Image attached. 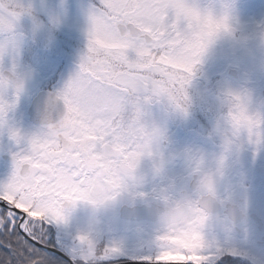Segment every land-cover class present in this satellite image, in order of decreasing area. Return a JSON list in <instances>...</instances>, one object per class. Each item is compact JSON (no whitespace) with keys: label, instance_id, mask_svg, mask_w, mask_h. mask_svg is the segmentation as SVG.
<instances>
[{"label":"snow or ice","instance_id":"obj_1","mask_svg":"<svg viewBox=\"0 0 264 264\" xmlns=\"http://www.w3.org/2000/svg\"><path fill=\"white\" fill-rule=\"evenodd\" d=\"M29 11L0 0V38L7 37L0 42V61L12 57L13 73L16 26ZM222 31H230L226 16H202L187 0H95L87 10L86 51L56 92L62 102L60 118L48 119L29 136L7 127L20 147L12 153L11 175L0 182V248L8 253L0 264H49V254H56L42 230L60 223L58 208L64 199L88 194L90 161L101 145L112 153L108 183L114 191L125 187V178L143 157L153 155V141L161 135L149 125L150 106L164 104L186 114L187 85L206 47ZM6 89L13 90L12 99ZM21 90L18 78L0 74V131ZM227 95L232 134L264 144V116L249 114L243 96ZM193 171L199 172V165ZM200 183L202 191L213 193L209 175ZM165 200L180 214L183 239L172 226L157 237V250L140 258L149 264H205L216 251L200 235L206 207L198 200ZM119 251L108 246L105 256Z\"/></svg>","mask_w":264,"mask_h":264},{"label":"rangeland","instance_id":"obj_2","mask_svg":"<svg viewBox=\"0 0 264 264\" xmlns=\"http://www.w3.org/2000/svg\"><path fill=\"white\" fill-rule=\"evenodd\" d=\"M11 3L30 7V11L23 14L18 21V31H22L24 34L20 52L23 64L34 67L38 76H44L41 66H53L58 71L50 80L52 82H49V86H54L59 90L63 78L58 73L61 70L62 73L69 70V75L73 74L78 68L80 56L86 51L87 10L95 3V0H11ZM234 7L236 25L232 38H221L211 44L191 76L186 88L188 97L186 114L176 112L164 104L150 106L156 114L160 113L159 123L163 124L166 129V139L163 141L164 159L168 163L170 162V165L173 163L174 168L175 164L178 165L176 167L182 171L181 174L177 173L178 177L176 178L185 177L183 179H186V169L182 156H175V153L182 152L185 148H199L205 152L204 147L207 149L206 153H213V150L209 148V139L203 136V130L207 126H213L212 119L218 115L215 106L207 105V103L217 102L216 90L220 92L226 82L234 85L243 84L251 90L252 110L253 102L259 105L264 103L262 94L264 91V70H261L255 62L251 43L245 45L239 39L251 37L264 29V0H235ZM54 16L58 17V23H53ZM9 60L11 59L8 56L3 58L4 67L10 66L11 61ZM230 69H237L238 76H233ZM207 93H212L215 101L210 97L209 101ZM7 98L12 99L13 95H9ZM16 104L18 106L23 103L18 100ZM20 123L16 124L17 127ZM246 145L244 144V146ZM244 146L240 151L244 152ZM244 155L246 157H243ZM144 159L153 162L151 161L153 158L145 157ZM259 165L262 164L254 165L253 154L244 152L238 153L232 158L231 168H240L239 173L242 177L254 178L260 176L259 168H257ZM151 166L149 165V168ZM147 176L151 175L146 172ZM160 178L164 180L162 182L174 181L173 174L167 173L165 169L160 173ZM243 186L246 188L247 202H253L251 196L248 195L249 186L245 184ZM117 216L119 217V215ZM112 224V235L116 239L112 238L110 245L122 247L123 240L134 239L135 236H132L135 228L123 231L119 225L121 223L116 220L115 215L112 217ZM60 229L69 237H73L69 229L59 224L57 230ZM106 244L108 245V243ZM115 259L107 255L92 264L98 262V264H109ZM78 261L83 264L82 261ZM118 264H121V261Z\"/></svg>","mask_w":264,"mask_h":264},{"label":"clouds","instance_id":"obj_3","mask_svg":"<svg viewBox=\"0 0 264 264\" xmlns=\"http://www.w3.org/2000/svg\"><path fill=\"white\" fill-rule=\"evenodd\" d=\"M234 5L235 0H187V6L193 8L202 16H211L213 18L226 16L230 25V31H222L217 34L208 44L202 56L209 46L218 39L232 38L236 25ZM52 19L53 23L59 22L58 17L54 16ZM16 32L18 33V41L15 56V73L12 72L13 59L8 56L11 59V64L8 67H4L3 60L0 61V74L9 79L18 78L22 84V92L30 70H17L24 34L22 31H18V25L16 26ZM4 39H7V37L0 38V42ZM239 39L245 45L251 43L254 49L252 54L255 62L261 70H264V29L256 32L251 37ZM8 90H5V94H7ZM229 91L246 99V107L249 114H261L251 109L252 93L249 88L243 84L234 85L230 82L224 84L220 89L218 99L222 105L226 106L227 111L220 112L215 117L212 127V134L219 137L220 140L219 150L213 153H205L199 148H185L182 152L175 153V156H182L184 160L187 186L179 190L175 195L166 188H160L158 191L153 190L154 199L158 200L162 205L157 210V230L160 234L166 233L172 226H175L178 237L183 239L184 230L181 227L180 214L178 212L173 213L175 205L166 201L165 196L169 197L170 201L187 202L198 200L206 207L208 215L205 222L200 226V235L203 242L211 247H215L218 240L213 233L206 231L210 225L215 224L227 231L234 227L238 220H243L244 218L247 196L246 193L238 194L233 187L230 179L232 158L238 155L246 141L254 146L258 145L249 142L246 137L240 138L232 134V125L228 119L231 107L227 95ZM56 103L55 94L49 98L48 104L54 107ZM47 120L48 117L46 116L45 122ZM149 125L161 130V135L153 141V155L147 156L155 158L152 170L153 174L157 175L163 171L165 165L163 141L166 139V129L163 124L151 119L149 120ZM111 156L112 153L107 146L101 145L93 153V158L90 161L91 183L87 187L88 194L80 198H66L58 208L59 224L71 231L75 240L72 252L83 264H92L95 260L105 256L108 247L105 241L108 234L113 230L112 215L120 205L125 203V198L134 200L137 196L147 195L136 190L138 184L142 183V178L137 173L139 164L134 172L125 178V187L119 191H114L111 188L106 176ZM197 165H199V172L193 171ZM205 175H209L212 179L213 193L211 194L201 190L200 182Z\"/></svg>","mask_w":264,"mask_h":264},{"label":"flooded vegetation","instance_id":"obj_4","mask_svg":"<svg viewBox=\"0 0 264 264\" xmlns=\"http://www.w3.org/2000/svg\"><path fill=\"white\" fill-rule=\"evenodd\" d=\"M22 60L23 58L20 56L19 67L17 70H30V74L26 78L24 90L19 94L18 100L23 104H19L18 106L15 104V107L9 109L6 115L7 124L5 125V128L0 131V182H6L11 175L13 170L12 153L18 151L20 147V145H17L16 142L9 137L7 127L12 126L17 128L23 136H29L32 133H37L41 130L45 123L44 120L46 116L54 122L58 120L62 114V102L57 101L54 107L48 104L49 98L54 96L58 91L54 86H49L52 82H50V80L54 78L55 73H57L58 70L53 66L44 65L41 66L42 74L44 76H38L34 67L26 66L23 64ZM58 75L63 78L62 88L70 77L69 70L66 73H62L61 70ZM212 83L214 84V81ZM49 90L52 93L49 92ZM218 94L219 90H216L215 97H218ZM262 94L264 95V91H262ZM9 95H13L12 89H9L6 94V96ZM206 95L208 98L210 97L215 101L212 93H207ZM34 98H38L31 109V112H35H33L35 120L32 119V113L29 111ZM216 100L217 102L211 104L207 103V105L215 106L216 113L218 114L227 111L226 106L222 105L219 99ZM252 108L254 111H258L264 116V103L259 105L253 102ZM16 110L19 111V113H17ZM38 110H40V112H37ZM191 115L193 114L191 113ZM150 117L149 119L155 120L158 123L161 120L160 113L156 114L155 110L151 108ZM214 119L215 118H213L212 121H214ZM17 123H20L18 127L16 125ZM212 127L213 126H207V128L203 130V136H206L209 139V148H211L213 152H216L219 150L220 140L219 137L212 134ZM245 144L247 145L244 146V152H247L250 155L253 154L254 165L256 166L258 163L262 164L257 167L259 168L258 172L260 176L254 178L242 177L239 173L240 168L234 167L231 168L230 179L238 194L245 193L246 188L243 184L249 186L248 195L251 196L253 202H247L243 220H238L235 226L230 230L226 231L215 224L210 225L206 229V231L211 232L216 236L218 243L215 246L216 251L209 254V258L205 261V264H229L228 262H225L224 257L231 260L233 264H264V144L254 146L247 141ZM204 149L206 153L207 149L205 147ZM244 152L240 151L239 153L241 154ZM243 157H246V155ZM144 158L145 157L141 159L137 168V173L142 178V183L138 184L136 190L144 192L147 195L142 197L137 196L134 200H129L126 197L125 203L120 205L113 213L116 220L121 223L119 225H121L123 231L135 228L132 236L135 237L132 240H129V238L123 240L122 247H119V253L109 255L110 258H116L115 261H112L109 264L119 263V261H121V263L132 262L149 264L148 261H145L140 257L157 250V237L160 234L157 230V210L162 206L158 200L154 199L152 195L153 190L158 191L160 188H166L168 191L177 194L179 190L187 186L186 179H183L185 177L176 178L178 177L177 173H182V171L176 167L178 165L175 164L174 168L173 163L170 165V162L168 163L167 160H165L164 169L167 173L173 174L174 181L170 183L169 180L168 182H162L164 180H161L160 174L154 175L153 170H149L152 169L155 158L151 159L153 162H149ZM149 165H152L151 168H149ZM146 172L151 176L146 177ZM122 206H126L124 209L127 210L126 215L124 216H122L121 213L123 209ZM141 207H145V209L137 214L134 210ZM117 215H119V217ZM58 226L59 224L55 223L46 225L42 230V235L47 238L50 248L65 253L75 262V264H80L72 252V248L75 246L74 238L69 237V235L62 232L61 229L57 230ZM135 232H137L136 235ZM112 238L115 237L112 235L111 231L105 241V243H108V246H112L109 244L112 241ZM95 261H99V259Z\"/></svg>","mask_w":264,"mask_h":264},{"label":"trees","instance_id":"obj_5","mask_svg":"<svg viewBox=\"0 0 264 264\" xmlns=\"http://www.w3.org/2000/svg\"><path fill=\"white\" fill-rule=\"evenodd\" d=\"M8 256V253L4 252L2 248H0V258L6 259ZM49 264H69L64 259H61L60 256L49 254Z\"/></svg>","mask_w":264,"mask_h":264},{"label":"bare ground","instance_id":"obj_6","mask_svg":"<svg viewBox=\"0 0 264 264\" xmlns=\"http://www.w3.org/2000/svg\"><path fill=\"white\" fill-rule=\"evenodd\" d=\"M124 207H126V206H122L123 209H124ZM122 216H124V215H122ZM224 260H225V262H228L229 264H233V263L231 262V260H228V259H227V257H224Z\"/></svg>","mask_w":264,"mask_h":264},{"label":"water","instance_id":"obj_7","mask_svg":"<svg viewBox=\"0 0 264 264\" xmlns=\"http://www.w3.org/2000/svg\"><path fill=\"white\" fill-rule=\"evenodd\" d=\"M36 101H37V100H36ZM36 101H35V102H36ZM122 211H123V214H124V215H125V214H126V212H127V210H126V209H123ZM121 264H126V263H121Z\"/></svg>","mask_w":264,"mask_h":264}]
</instances>
